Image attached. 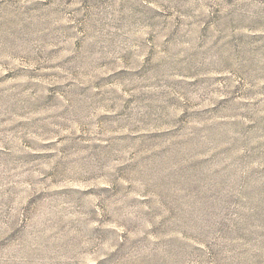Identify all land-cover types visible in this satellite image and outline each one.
Wrapping results in <instances>:
<instances>
[{
  "label": "rangeland",
  "instance_id": "374dc122",
  "mask_svg": "<svg viewBox=\"0 0 264 264\" xmlns=\"http://www.w3.org/2000/svg\"><path fill=\"white\" fill-rule=\"evenodd\" d=\"M0 264H264V0H0Z\"/></svg>",
  "mask_w": 264,
  "mask_h": 264
}]
</instances>
